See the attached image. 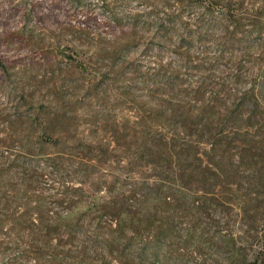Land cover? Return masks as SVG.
<instances>
[{"label": "rangeland", "instance_id": "obj_1", "mask_svg": "<svg viewBox=\"0 0 264 264\" xmlns=\"http://www.w3.org/2000/svg\"><path fill=\"white\" fill-rule=\"evenodd\" d=\"M263 175L264 0H0V264H264Z\"/></svg>", "mask_w": 264, "mask_h": 264}, {"label": "trees", "instance_id": "obj_2", "mask_svg": "<svg viewBox=\"0 0 264 264\" xmlns=\"http://www.w3.org/2000/svg\"><path fill=\"white\" fill-rule=\"evenodd\" d=\"M37 122H38V120H36V123ZM43 135H46V134L44 133ZM44 139H45V141H43V140L40 141V143H42V145L55 144V141H52V139H50V138H49V140L47 138H44ZM29 165H30L29 162L22 161L21 165L19 166V170H18V172L16 174L17 175L16 176L17 179H20V183H22V184H23V181H25L24 179L27 177V172H28L29 167H30ZM209 170L213 174H218V170L214 171L211 168ZM262 177H264V175ZM9 186H10L9 183L4 184L3 182H0V211L2 213H8V211H11V207L14 204V202H12L11 199H8L7 197H5L6 190H4L3 188H8ZM208 205L209 204H208L207 200H205V201L203 200V201L199 202V204H198L199 208L202 209V210H207V206ZM164 206H165V209L168 210L171 213L172 216L174 215L175 211L179 210V206H174V202H172L171 200L169 201V200L166 199L165 203H164ZM24 215H26V214H24ZM33 226L37 227V223L34 222ZM38 229H41V231H42V228L39 227V226H38ZM80 229H78L76 227H70V229L66 232L68 237L71 239V241L76 238V236L78 235V232H79ZM43 231L45 233H43L42 235L41 234L39 235L40 238H39L38 242L39 243H43L44 247L49 249V248H51L53 246L52 245L53 239L57 238L56 235H57L58 229L55 228V227H48V226L45 225L43 227ZM199 232L202 233V231H199ZM58 237H60V236H58ZM135 242H136V238L135 237L134 238H130L128 240H124L123 237L119 233L116 236V238L113 241V243L110 244V246H107V248L110 247L109 251H111V253L113 255H120L121 256V254H118V253H120V252H118L119 249L122 247L124 249V251H125L126 249L133 247ZM219 244H220V246H218L219 253H220V255L223 258H225L226 264H237L236 258H235L236 255L234 254L233 249L230 248V244L227 245L226 240L223 239V238L219 239ZM144 245L145 246H144L143 252H145L146 249H147L146 248L147 244H144ZM104 251H107V250L104 249Z\"/></svg>", "mask_w": 264, "mask_h": 264}]
</instances>
